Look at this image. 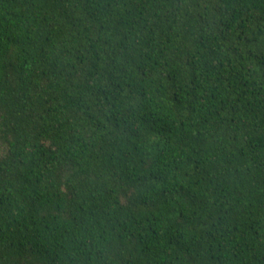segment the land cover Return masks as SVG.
Returning <instances> with one entry per match:
<instances>
[{
  "label": "trees",
  "instance_id": "16d2710c",
  "mask_svg": "<svg viewBox=\"0 0 264 264\" xmlns=\"http://www.w3.org/2000/svg\"><path fill=\"white\" fill-rule=\"evenodd\" d=\"M0 264H264V0H0Z\"/></svg>",
  "mask_w": 264,
  "mask_h": 264
}]
</instances>
